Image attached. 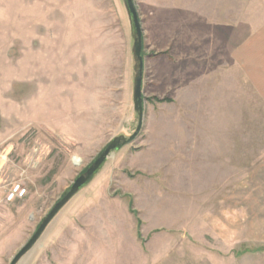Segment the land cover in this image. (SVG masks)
<instances>
[{
  "label": "rangeland",
  "instance_id": "rangeland-1",
  "mask_svg": "<svg viewBox=\"0 0 264 264\" xmlns=\"http://www.w3.org/2000/svg\"><path fill=\"white\" fill-rule=\"evenodd\" d=\"M135 4L143 55L167 54L144 59L143 128L18 264H264V0ZM191 44L213 69L180 88ZM131 46L121 0H0V264L134 132Z\"/></svg>",
  "mask_w": 264,
  "mask_h": 264
},
{
  "label": "water",
  "instance_id": "water-1",
  "mask_svg": "<svg viewBox=\"0 0 264 264\" xmlns=\"http://www.w3.org/2000/svg\"><path fill=\"white\" fill-rule=\"evenodd\" d=\"M126 14L130 35L132 39V112L137 117V125L130 136L122 134L114 137L102 152L92 161L87 169L77 176L66 193L53 205L48 214L41 220L37 228L28 241L15 254L9 264H18L19 261L30 252L41 239L42 235L56 218L59 212L84 188L89 184L98 171L102 168L110 155L121 147L131 143L138 136L143 128L144 121V101H143V74L144 60L142 57L143 49V29L141 20L136 8L135 0H121Z\"/></svg>",
  "mask_w": 264,
  "mask_h": 264
},
{
  "label": "crops",
  "instance_id": "crops-1",
  "mask_svg": "<svg viewBox=\"0 0 264 264\" xmlns=\"http://www.w3.org/2000/svg\"><path fill=\"white\" fill-rule=\"evenodd\" d=\"M227 33H228L227 30H222V29L217 32V38H218V40L221 39L222 47L224 46L223 35H227ZM242 42L243 43L245 42L244 37L242 38ZM243 43L241 44L242 46H243ZM143 44H144V35H143ZM241 45L240 46L238 45L239 47L237 49V56L241 55V57L243 59L244 49L243 50H239L242 47ZM212 49H213L212 46L208 47L207 45H205L204 47H203V45H200V46H197L196 48H194V46H192V44H191V46L189 48V56H186L184 58V59H186L185 61H189L190 65H191L190 66V71H189V76H190L191 80H190V83H189V81L188 82L180 81V83H179L180 88H182L184 86V84L187 85V86L190 85V84L193 85V81H192L193 78H198V77H203V76L207 78V77H209V75H211L210 71H212V69H213V64H211L209 66L210 69H208L206 63L204 64L203 61L206 60V57H207L208 54L209 55L213 54ZM227 49H228V47H227ZM201 52L202 53L204 52L205 56H203L201 54ZM199 53L201 55H198ZM184 54H186V52H184ZM153 55L154 56L148 55L146 57L149 58V59H157L158 57H161V56H164V55L167 56L166 53L165 54L164 53H162V54L161 53L160 54H153ZM146 57L143 56V60ZM229 57H230V54H229V51L227 50L226 51V67H227V69H229ZM244 58H245V56H244ZM180 60H183V59L180 58ZM220 66H221V69H222L223 68V60H221V63L219 64V67ZM191 81H192V83H191Z\"/></svg>",
  "mask_w": 264,
  "mask_h": 264
},
{
  "label": "built area",
  "instance_id": "built-area-1",
  "mask_svg": "<svg viewBox=\"0 0 264 264\" xmlns=\"http://www.w3.org/2000/svg\"><path fill=\"white\" fill-rule=\"evenodd\" d=\"M26 189L18 183L12 184L11 188L5 194V202L10 203L25 197Z\"/></svg>",
  "mask_w": 264,
  "mask_h": 264
},
{
  "label": "trees",
  "instance_id": "trees-1",
  "mask_svg": "<svg viewBox=\"0 0 264 264\" xmlns=\"http://www.w3.org/2000/svg\"><path fill=\"white\" fill-rule=\"evenodd\" d=\"M144 55H143V49H142V57H143ZM152 56H154V55H152ZM149 102H154V103H168V102H171L170 100H167V99H157V98H152V99H150L149 100ZM87 169V168H86ZM85 169V170H86ZM84 170V171H85Z\"/></svg>",
  "mask_w": 264,
  "mask_h": 264
}]
</instances>
